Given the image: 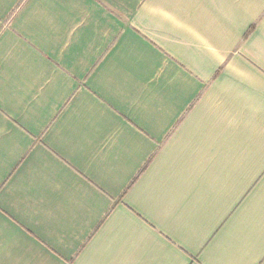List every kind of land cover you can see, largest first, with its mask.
Returning <instances> with one entry per match:
<instances>
[{
  "label": "crops",
  "instance_id": "obj_1",
  "mask_svg": "<svg viewBox=\"0 0 264 264\" xmlns=\"http://www.w3.org/2000/svg\"><path fill=\"white\" fill-rule=\"evenodd\" d=\"M0 264H264V0H0Z\"/></svg>",
  "mask_w": 264,
  "mask_h": 264
}]
</instances>
